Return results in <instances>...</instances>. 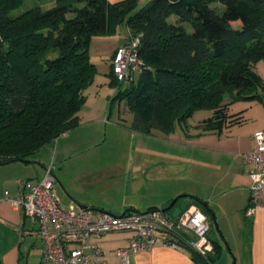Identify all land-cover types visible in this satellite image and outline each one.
Returning a JSON list of instances; mask_svg holds the SVG:
<instances>
[{"label":"trees","instance_id":"16d2710c","mask_svg":"<svg viewBox=\"0 0 264 264\" xmlns=\"http://www.w3.org/2000/svg\"><path fill=\"white\" fill-rule=\"evenodd\" d=\"M21 1L0 0V164L31 160L79 125L84 91L96 72L90 42L116 26L126 29L124 43L138 38L144 63L125 88L111 67L115 93L108 101L124 96L132 130L169 132L197 110H211L203 123L217 130L229 118V102L256 86L264 0H55L9 14ZM197 200L192 203L206 213L211 231L213 212ZM208 236L206 255L184 246L193 264L221 263L223 245Z\"/></svg>","mask_w":264,"mask_h":264},{"label":"crops","instance_id":"0c3cea01","mask_svg":"<svg viewBox=\"0 0 264 264\" xmlns=\"http://www.w3.org/2000/svg\"><path fill=\"white\" fill-rule=\"evenodd\" d=\"M101 35L105 34L95 37ZM126 35L127 32L119 37L114 51L126 41ZM103 105L101 102L100 106L96 107V117L89 115L90 110L85 111L86 122L92 120L94 125H86V122L82 121L81 107L79 125L57 138V149L60 144L57 151L63 156L78 145L81 148L94 146L100 139L99 126H112V138H122L127 134L130 146L132 145V149L126 154V170H96L92 165L93 159L84 158L82 163L85 167L78 173L75 183L71 186L63 185L65 202L61 200L55 188L56 195L63 205L81 203L97 210L121 213L128 208L138 211L161 210L167 207L173 198H178L172 207L167 209L171 215H176L192 203L190 196H195L206 202L215 220L220 217L226 227L244 237L239 242V251H235L233 255L232 264L237 263L238 256L241 257V264H264V203L251 215H246L250 174L254 168L242 160V153L254 148L253 133L264 128V119L251 127L242 126L236 119H227L217 130H206L203 122L211 116L212 111L197 110L192 113L198 115L194 121L177 123L169 132L153 128L145 133L132 130L129 124H108L105 121L107 119L102 117ZM259 111L264 115V109L261 110L258 106ZM114 128H117L118 132L115 133ZM15 162L21 161L10 163ZM21 163L26 165L24 167L32 165V162ZM35 174L33 179L39 178L42 171L40 174L36 171ZM17 187L18 184L10 190L0 186V264H32L31 258L35 259V264H40L41 241L37 236V220L24 215L20 208L13 207L4 198V190L14 196ZM180 200L185 203L179 204ZM177 205L179 206L175 208ZM221 229V224L214 226L213 223L211 237L223 245L220 260L222 263L226 261L227 251ZM127 233L130 235L122 247H127L131 238L132 234ZM102 237L98 239L103 251L101 259L107 264H122L116 254V250L121 247L106 248ZM225 243L230 249L226 240ZM128 259L127 264H193L187 248H175L160 243L149 249L129 251Z\"/></svg>","mask_w":264,"mask_h":264},{"label":"built area","instance_id":"2783aa9c","mask_svg":"<svg viewBox=\"0 0 264 264\" xmlns=\"http://www.w3.org/2000/svg\"><path fill=\"white\" fill-rule=\"evenodd\" d=\"M138 38L116 48L112 56V73L124 82L136 75L144 63L137 52ZM255 146L242 153V160L253 166L249 186L247 216L264 203V128L253 133ZM52 162L43 167L39 178L20 181L14 196L4 190V198L24 215L37 220L41 241L40 264H107L98 239L111 232H130L127 247L116 250L122 264L129 262L128 252L149 249L155 244L175 248L190 246L202 255L212 250L208 236L211 222L201 207L190 203L176 215L159 209L121 213L63 205L55 193Z\"/></svg>","mask_w":264,"mask_h":264},{"label":"rangeland","instance_id":"374dc122","mask_svg":"<svg viewBox=\"0 0 264 264\" xmlns=\"http://www.w3.org/2000/svg\"><path fill=\"white\" fill-rule=\"evenodd\" d=\"M142 2L143 1H139V3ZM54 3L55 0H22L18 6L9 11V14L17 15L33 6H41L45 8L53 5ZM174 19L175 16L173 14L169 16L170 21H173ZM125 33L126 29L124 26H116L114 32L95 37L90 42L88 55L90 60L96 66V72L84 91L85 100L82 104L83 122H86L87 119V114L85 111L90 110L89 115L92 118L96 117L98 115L96 112V107L100 106L101 102H103L104 112L102 117L103 119H107L105 121L108 122V124L113 123L119 126H124V124L128 126V124H131L133 114L128 109L124 96L116 95L110 103L108 101V99L113 97L115 93V85L111 82L110 77L114 47L117 44L119 37ZM255 72L257 76V82L253 91L249 93H243L241 97L232 99L227 107V115L229 117L228 119H236L239 124L244 127H251L257 122H260L261 119H264V115L260 114V111L258 112V106L261 110L264 109V107H262L264 106V100L261 101L256 99L257 97L255 98L256 94H261L264 96V59L258 60L255 65ZM122 86L123 88L127 86L125 81L123 82ZM227 100L228 99H226V101ZM197 116H195L194 113L190 119L188 117L187 123L194 121ZM87 124L94 125V121H88L86 122V125ZM99 130L101 134L100 139L95 142L97 144H94V146L92 145L81 148L78 147L80 146L78 145L74 150L61 156L60 151H57L60 149V144L58 145L59 149L56 148V139V141L53 143L46 145L31 155L30 159L32 160V165L30 167H24L26 165L21 162L0 165L1 188H8L10 190L13 189L16 184L20 183L21 180L28 177H35L36 171L38 174H40L41 171L43 172V167L52 162V165L54 166L53 173L57 178L54 183V188H56L57 194L61 196V200H63V196L65 194L63 185L66 184L71 186L72 183H75V180L79 175L78 173L82 171V167H85V164H83L84 158H92V165L93 168H96V170L117 172L125 171L127 165L126 154L128 150L132 149V145L130 146V141L128 140L127 134H125L122 138H112V126H104L102 124L99 126ZM113 131L116 133L118 132V129L114 128ZM16 166H19L20 168ZM183 203H185V201L180 200L179 204ZM65 205L67 204L65 203ZM178 206L179 205H177L175 208ZM216 222L221 224V231L224 235V239L229 243L230 247V249L226 247L224 240L223 244L227 251L225 259L226 261L220 264H232L233 255L235 251L236 253L239 251V242L244 237L240 236L241 233L236 234L231 228L226 227L224 221L220 217H218ZM215 233H217L216 229ZM215 233L212 232L214 235ZM129 235L130 234L127 232L107 233L102 237L103 241L105 242L103 245L106 248L112 249L122 247V245L127 242L126 238ZM240 260L241 257L238 256V261L236 264H241ZM30 261L32 264H35L34 258H31Z\"/></svg>","mask_w":264,"mask_h":264},{"label":"water","instance_id":"95a60500","mask_svg":"<svg viewBox=\"0 0 264 264\" xmlns=\"http://www.w3.org/2000/svg\"><path fill=\"white\" fill-rule=\"evenodd\" d=\"M19 161H21V162H31V160H29V159H20ZM190 198L193 199V200L198 201V200H197V197H195V196H190ZM175 201H176V198H173V199L170 201V203L168 204V206L165 207V208H163V209H161V210L163 211V210H167V209L171 208ZM78 206H80V207H88V206H86L85 204H81V203H78ZM212 217H213V223H214V226H216V225H217V222H216V220L214 219V215H213V214H212Z\"/></svg>","mask_w":264,"mask_h":264}]
</instances>
